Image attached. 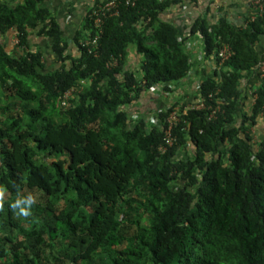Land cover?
<instances>
[{
  "label": "trees",
  "instance_id": "16d2710c",
  "mask_svg": "<svg viewBox=\"0 0 264 264\" xmlns=\"http://www.w3.org/2000/svg\"><path fill=\"white\" fill-rule=\"evenodd\" d=\"M199 1L116 0L96 28L89 0L68 37L43 0H0L18 52L0 40V264H264V0H231L240 23L211 0L188 20L165 14ZM187 84L204 107L181 104L161 152L171 108L130 106L156 87L177 106Z\"/></svg>",
  "mask_w": 264,
  "mask_h": 264
},
{
  "label": "crops",
  "instance_id": "0c3cea01",
  "mask_svg": "<svg viewBox=\"0 0 264 264\" xmlns=\"http://www.w3.org/2000/svg\"><path fill=\"white\" fill-rule=\"evenodd\" d=\"M7 1L10 4H14L17 2H20L21 0H3ZM88 1L89 0H43L42 5L46 6L56 17L57 21L60 23L61 27L65 31V35H70L74 28L79 24L81 16L84 15L85 11L87 10L88 7ZM213 2L212 5L215 6L216 9H220V13L225 16V18L228 21L231 22H237L240 23L243 19V16L246 14V9L242 4H231V0H211ZM209 7H206L205 5V0H200L198 5H186L185 10L183 13L176 12L174 9L168 10L166 12V16L173 20V21H183V20H188L196 15H204ZM211 8V7H210ZM219 9L213 10L211 8L212 16L215 17L217 12H219ZM223 10V11H221ZM69 37V36H68ZM31 39V45L34 48H40L43 50V52L47 54L49 51L48 46H46V43L48 42L43 39L42 37L30 36ZM0 40L4 42L5 46L12 50L13 53H18L16 51V43L14 41L13 33L12 31H9L8 33H5L4 35L0 34ZM193 40V45L191 46V51L193 53L198 52V47H199V42L195 39ZM258 50L260 55L262 56V60L264 61V37L261 38L259 43L257 44ZM50 53V52H49ZM132 52L130 51L128 57H127V63L130 64L132 62V57L131 54ZM200 54H198L199 56ZM197 58L199 59V57ZM52 58V57H51ZM50 60V58L48 59ZM200 60V59H199ZM137 61V60H136ZM134 61L132 64H135ZM208 62L206 59H202L201 62H199L200 65H195L192 67V75L195 76V80L197 81L202 77V74L209 73L210 71V66L207 65ZM48 64V61H46ZM257 80L259 81V78L255 79L253 78L249 84H256ZM188 88H183L182 94L186 95L185 100L191 101L193 91L192 87H190V84H187ZM179 91V90H178ZM187 92V93H186ZM150 95L149 93L147 94H141L140 97L131 105L130 107L132 109H129L131 117L136 116L137 112H145L152 110L153 107L160 108L162 104H166L165 98L163 97H156Z\"/></svg>",
  "mask_w": 264,
  "mask_h": 264
},
{
  "label": "built area",
  "instance_id": "2783aa9c",
  "mask_svg": "<svg viewBox=\"0 0 264 264\" xmlns=\"http://www.w3.org/2000/svg\"><path fill=\"white\" fill-rule=\"evenodd\" d=\"M93 3V7L92 10L89 12L88 17L90 18L92 25L96 28H99L101 25V22L103 20V17L107 16V15H111L113 13H115L114 8H115V2L116 0H102L99 2H96L95 0H91ZM236 2H242L243 0H235ZM252 5L255 8V10H261L262 9V0H252ZM185 10V6H183L182 8L179 9L180 13H183ZM254 12H251L250 17L251 19L254 17ZM243 21V19H242ZM15 43L17 42L16 38H14ZM95 39L92 40V43H95ZM88 42H86L85 44H87ZM186 45L188 48H191V46L193 45V42L191 41V39L189 41L186 40ZM231 55V50L229 48L228 45L223 44L221 47H219L217 49V58L219 59L218 63H217V69L216 72L218 73L219 69L218 67L224 62L226 61ZM199 59H201L200 55L198 56ZM213 62L217 61L216 57L213 56ZM256 70H258V72L260 73L259 76H264V61L260 60L258 63V66L256 68ZM206 75V74H202V77ZM199 80L198 79L196 82L197 84H199ZM157 87L155 89H153V91L151 93H149L152 96H155L160 98L162 97L160 92H157ZM73 89L66 91L63 95H62V99H61V104L62 105H68V95L72 92ZM251 91V90H250ZM196 98L195 100H193V98L191 99V101H186L185 97L183 98V101L180 102L179 105L177 106H171L168 104H164L163 108L167 109V108H171V110L169 111V113L167 114L166 118H165V123L166 126L163 128L164 131V138H163V145L161 147H159V150L161 152H164L168 147L172 146L174 144L175 138L173 135V127L175 122L177 121L178 117L180 116V106H182V103H186L184 104V106H182L183 111H186L188 109H199V108H203V104L200 101L199 98V93H196ZM165 96V95H164ZM195 97V96H194ZM193 101V102H192ZM171 106V107H170ZM149 116L150 118L152 117V115L154 114L155 111L153 110H149ZM214 112V111H213ZM156 122V119L153 120V123Z\"/></svg>",
  "mask_w": 264,
  "mask_h": 264
},
{
  "label": "rangeland",
  "instance_id": "374dc122",
  "mask_svg": "<svg viewBox=\"0 0 264 264\" xmlns=\"http://www.w3.org/2000/svg\"><path fill=\"white\" fill-rule=\"evenodd\" d=\"M191 41L193 42V40L191 39ZM47 54H49L48 52H47ZM131 55V57H132V62L130 63V64H132L134 61H136V55L134 54V53H131L130 54ZM49 62V61H48ZM58 64H54V63H52V61L50 60V62L48 63V65H47V67H48V69H49V67H50V70L51 69H53L54 67H56Z\"/></svg>",
  "mask_w": 264,
  "mask_h": 264
},
{
  "label": "clouds",
  "instance_id": "9594fccd",
  "mask_svg": "<svg viewBox=\"0 0 264 264\" xmlns=\"http://www.w3.org/2000/svg\"><path fill=\"white\" fill-rule=\"evenodd\" d=\"M30 202V200L29 201H26V203H29Z\"/></svg>",
  "mask_w": 264,
  "mask_h": 264
}]
</instances>
